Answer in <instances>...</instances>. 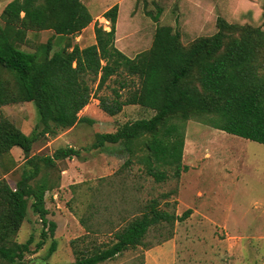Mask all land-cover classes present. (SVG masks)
Returning a JSON list of instances; mask_svg holds the SVG:
<instances>
[{
  "label": "trees",
  "instance_id": "trees-1",
  "mask_svg": "<svg viewBox=\"0 0 264 264\" xmlns=\"http://www.w3.org/2000/svg\"><path fill=\"white\" fill-rule=\"evenodd\" d=\"M119 5L103 17L111 30L95 25L96 44L82 49L66 45L53 52V40L35 52L22 50L30 33L52 32L53 38H76L94 21L83 0H12L3 10L0 22V108L31 103L38 124L31 135L8 120L0 122V158L18 148L25 156L21 180L12 188L0 180V264H25L34 243L31 237L18 244L28 217L29 205L44 226L42 249L52 238L47 259L58 249L57 225L48 220L46 195L57 186L48 171L58 161L79 157L73 148L59 149L52 156L32 155L42 138H56L61 132L93 121L80 117L93 97L92 83L101 90L116 76L137 78L135 89L123 99L113 89V98L97 100L110 117L125 106H138L154 112L149 119L128 122L114 133L98 134L94 149L122 145L129 159L144 165L157 183L180 180L187 171L183 164L186 124L208 117V124L219 131L264 145V29L250 24L217 20V32L185 44L171 26H159L149 50L128 57L117 46ZM158 22V17H153ZM116 79V80H117ZM121 88L129 87L126 79ZM15 166L16 163L12 159ZM173 171L169 176L168 169ZM192 214L181 217L160 209L157 200L140 208L137 215L118 227L107 249L80 251L74 262L63 264H102L125 252L144 247L152 229L174 227Z\"/></svg>",
  "mask_w": 264,
  "mask_h": 264
},
{
  "label": "rangeland",
  "instance_id": "rangeland-1",
  "mask_svg": "<svg viewBox=\"0 0 264 264\" xmlns=\"http://www.w3.org/2000/svg\"><path fill=\"white\" fill-rule=\"evenodd\" d=\"M11 1L0 0V22ZM115 4L120 12L116 46L131 58L151 48L159 26H171L185 44L214 35L219 17L264 29V0H110L94 11L101 13ZM103 18L85 29L80 43L72 37L53 38V33L46 31L30 33L29 44L22 50L35 52L50 39L53 52L68 44L83 49L93 46L95 25L111 30L110 22ZM116 79L113 77L101 90L92 83L94 98L80 113L92 124H79L56 138H42L33 147L32 155L40 156H52L68 147L81 152L79 157L58 161L56 169L48 171L50 183L57 187L46 195V207L48 220L57 225L59 246L49 259L51 237L36 250L44 226L30 201L28 217L15 239L18 244L34 239L25 264L71 263L80 258V251L107 249L113 243L112 233L154 200L160 209L179 217L188 210L192 214L174 227L152 229L144 247L102 264H146L147 253L151 256L149 264H264V145L216 130L208 124V117L194 118L186 124L183 164L187 171L181 180L157 183L136 160L124 166L129 156L122 145L93 148L98 134L114 133L128 122L154 115L151 110L125 106L119 115L108 116L97 99L110 101L113 89L125 99L136 87L132 82L137 78L124 75ZM124 79L130 85L122 89ZM38 119L31 103L0 108V122L8 120L26 135L33 133ZM24 163L22 150H11V156L0 158V180L15 188ZM167 173L172 176L173 171L168 169Z\"/></svg>",
  "mask_w": 264,
  "mask_h": 264
},
{
  "label": "crops",
  "instance_id": "crops-1",
  "mask_svg": "<svg viewBox=\"0 0 264 264\" xmlns=\"http://www.w3.org/2000/svg\"><path fill=\"white\" fill-rule=\"evenodd\" d=\"M106 1H110V0H86V1H84L83 0V2H84V4L88 7V9H89V11H90V13H91V15L93 16V18H94V20L96 21V20H99V19H101V17H103V15L108 11V10H110L111 8H109V9H105V10H103V11H101V13L100 12H95L94 10L96 9V7H100V3H103V2H106ZM88 2H90V3H88ZM93 3H95V5L93 4ZM99 3V4H98ZM115 5H118V4H115ZM114 5V6H115ZM5 9V8H4ZM94 13H97V14H94ZM104 19V21H106V19L105 18H103ZM107 22V21H106ZM108 23V22H107ZM91 27V26H90ZM89 28V27H88ZM87 30V29H86ZM85 30L79 35V36H77L76 38H75V40H76V42L77 43H80L81 41V38H83V35L85 34ZM96 38V37H95ZM96 44V43H95ZM94 44V45H95ZM80 47H81V45H80ZM82 49H83V47H81ZM16 149H18V148H16ZM185 173V172H184ZM183 173V174H184ZM182 174V175H183ZM181 178H182V176H181ZM181 178H180V180H181ZM201 195H203V194H201ZM200 195V196H201ZM180 201V203H181V200H179ZM182 205V204H181ZM146 259H147V263L146 264H149V262H150V259H151V256H150V254L149 253H147L146 254Z\"/></svg>",
  "mask_w": 264,
  "mask_h": 264
},
{
  "label": "built area",
  "instance_id": "built-area-1",
  "mask_svg": "<svg viewBox=\"0 0 264 264\" xmlns=\"http://www.w3.org/2000/svg\"><path fill=\"white\" fill-rule=\"evenodd\" d=\"M100 24H101V23H100ZM100 26H102V24H101Z\"/></svg>",
  "mask_w": 264,
  "mask_h": 264
}]
</instances>
